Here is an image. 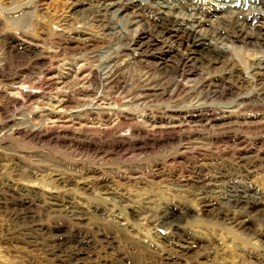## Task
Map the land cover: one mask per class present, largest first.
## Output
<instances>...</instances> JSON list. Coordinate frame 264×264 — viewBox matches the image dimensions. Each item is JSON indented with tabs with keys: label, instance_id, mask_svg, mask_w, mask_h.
<instances>
[{
	"label": "rangeland",
	"instance_id": "374dc122",
	"mask_svg": "<svg viewBox=\"0 0 264 264\" xmlns=\"http://www.w3.org/2000/svg\"><path fill=\"white\" fill-rule=\"evenodd\" d=\"M105 1L75 11V0H0V264H264V220L226 201L234 185L264 203V77L251 73L264 57L259 20L243 23L248 38L214 36L234 31L233 18L197 5V30L230 47L236 65L208 69L160 34L149 3L132 11L119 0L108 11ZM190 13L183 6L179 16ZM143 37L146 50L136 47ZM107 65L115 83L97 77ZM149 80L166 96H144ZM166 128L177 129L173 141L146 136ZM231 169L241 172L231 183L211 181ZM163 210L187 216L177 231L185 243L156 226ZM76 241L89 251L71 261Z\"/></svg>",
	"mask_w": 264,
	"mask_h": 264
},
{
	"label": "bare ground",
	"instance_id": "6f19581e",
	"mask_svg": "<svg viewBox=\"0 0 264 264\" xmlns=\"http://www.w3.org/2000/svg\"><path fill=\"white\" fill-rule=\"evenodd\" d=\"M76 2H74V8L73 10H76L78 7L82 6L83 4H85L84 0H75ZM109 4H107L106 6V10L110 11L112 9H114V5H116V1L119 0H112L114 2L110 3L109 1L111 0H106L105 2H107ZM128 1V8L132 9V11L134 10H140L141 9V5L142 4H146L149 3L152 6V16H154L153 21L156 22V25L160 28V30L162 31L161 33L158 32V34H162L163 32L165 33V35H167L169 38H171L178 46L179 48H183L186 51V55L188 56V60H195V61H199L202 65H204V67L208 68V69H215L217 66H224L225 68H230V69H236V65L235 62H233L232 58L229 56L228 50H231L230 47L226 46V44H222L223 42L220 41V43H216V41L209 37H207V35L201 33L200 31L197 30L198 27L202 26L203 23H205V20H203L201 17V9L202 7L198 8L197 5H199L200 3H203L205 5H209V10L210 12H213L216 14H220L221 12H223V14L225 15H229L231 16L232 19V26L235 29L234 31L231 32H227L225 30H221L218 27L217 33L214 36H218V35H225L227 38L230 39L234 38V39H239L240 37L242 38H248V36H252L250 33L246 32V30L243 29V23H246L248 21H250V24H253L255 22V20H259L260 24L256 25L257 27V37H260L261 41H264V0H127ZM100 3V2H99ZM94 4V3H92ZM96 4V3H95ZM120 5V4H119ZM186 10L191 11V13L185 17H180V13L181 10L183 9V6ZM143 6V5H142ZM182 6V7H181ZM144 7V6H143ZM122 8V7H121ZM148 8V7H147ZM182 8V9H181ZM17 9V8H15ZM79 9V8H78ZM86 9V7H85ZM95 9V8H94ZM84 10V8H83ZM88 10V9H86ZM90 10V8H89ZM11 11V10H9ZM36 11V10H35ZM81 11V9H80ZM144 11V10H143ZM8 12V11H7ZM74 12V11H73ZM102 12V11H101ZM138 12V11H137ZM37 13V12H36ZM96 13V12H95ZM129 13V12H128ZM29 14V13H28ZM27 14V15H28ZM75 14V13H74ZM77 14V13H76ZM131 14V13H130ZM184 14V13H183ZM221 14L222 16H220L221 19L225 18V16ZM37 15V14H36ZM88 15V14H87ZM129 15V14H128ZM142 15V14H141ZM185 15V14H184ZM32 15H29V17L31 18ZM215 16V15H214ZM127 17V15H126ZM148 17V16H147ZM151 17V15H150ZM129 18V17H128ZM219 18V17H217ZM119 19V18H118ZM136 19V17L134 18ZM230 19V18H229ZM36 20V19H35ZM102 20V19H101ZM122 20V19H121ZM152 22V21H151ZM208 22V21H207ZM220 22V19H219ZM226 22V21H225ZM258 22V21H257ZM223 24V23H222ZM225 24V23H224ZM114 25V23H113ZM104 26V25H103ZM253 26V25H252ZM251 26V27H252ZM17 27V26H16ZM98 27V24H97ZM255 27V25H254ZM117 28V27H116ZM158 28V29H159ZM152 29V28H151ZM154 29V27H153ZM254 29V28H253ZM116 30V29H115ZM118 30V29H117ZM18 32V31H17ZM109 33V32H107ZM150 33V32H149ZM125 35V34H124ZM147 35V34H146ZM255 35V34H254ZM81 36V35H80ZM112 36V35H111ZM211 36V35H210ZM150 37V36H149ZM93 38V37H92ZM115 38V37H114ZM126 38V37H124ZM164 38V37H163ZM167 38V37H166ZM219 38V37H218ZM223 38V37H221ZM220 38V39H221ZM100 39V38H99ZM147 39V37H143L141 38V41H139V43L136 45V47H138V49H148L150 47V44L148 42H146L145 40ZM76 42H81L82 44H86L87 40L85 36L80 37V39H76ZM102 40V39H101ZM240 40V39H239ZM243 40V39H241ZM132 41V40H131ZM223 41V40H222ZM69 42V41H68ZM92 42V41H91ZM150 42V41H149ZM173 42V43H174ZM172 43V44H173ZM242 43V42H241ZM76 44V43H75ZM131 44V43H130ZM93 45V44H92ZM126 45V44H125ZM7 46V45H6ZM153 46V45H152ZM24 51H30V49L25 46H22ZM92 47V46H91ZM96 47V46H94ZM259 47V46H258ZM111 48V47H110ZM135 48V47H134ZM124 49V48H122ZM11 50V49H10ZM105 50V49H104ZM6 51V50H5ZM19 51V50H18ZM61 51V50H60ZM78 51H83V50H78ZM122 51V50H121ZM133 51V50H132ZM136 51V50H135ZM148 51V50H147ZM11 52V51H10ZM139 52V51H138ZM177 52V51H176ZM262 52V51H261ZM31 53V52H30ZM109 53V52H108ZM130 53V52H129ZM263 53V52H262ZM94 54V53H93ZM100 54V53H99ZM111 54V52H110ZM135 54V53H133ZM178 54V53H177ZM136 55V54H135ZM181 55V54H180ZM91 56V55H90ZM132 56V55H131ZM179 56V54H178ZM257 56V55H256ZM103 57V56H102ZM100 56V58H102ZM198 57V58H196ZM108 58V57H107ZM79 59V58H78ZM101 60V59H100ZM107 60V59H106ZM138 60V59H137ZM136 60V61H137ZM140 60V59H139ZM181 61V59H179ZM183 60V59H182ZM135 61V60H134ZM111 62V61H110ZM103 63V62H102ZM112 63V62H111ZM141 63V61H140ZM192 63V62H191ZM190 63V64H191ZM114 64V61H113ZM142 64V63H141ZM187 64V63H186ZM106 65V64H105ZM117 65V64H116ZM96 67V66H95ZM195 67V66H194ZM223 67V69H225ZM99 68V67H98ZM101 68V67H100ZM116 68V67H114ZM165 68V66H164ZM196 68V67H195ZM207 69V70H208ZM219 69V68H218ZM110 66H105V68L101 71V73H99L100 75H98L97 77H99L100 80H104L107 84H111L112 82L115 83L114 79L109 75L110 71ZM115 70V69H114ZM165 70V69H164ZM195 71V70H194ZM231 71V70H230ZM98 72V71H97ZM50 73V72H48ZM164 73V72H163ZM171 73V72H170ZM182 73V72H181ZM180 73V75H181ZM188 74L193 75V73H197V72H193V70H191L190 72H187ZM251 73H253L254 75H260L264 77V57H259L256 61V65L255 67H253L251 69ZM113 74V72H112ZM111 74V75H112ZM187 74V75H188ZM4 75V74H3ZM114 75V74H113ZM118 75V74H116ZM179 75V77H180ZM197 75V74H196ZM47 76H49V74H47ZM45 78L44 84L48 85L52 82V78L49 76ZM94 76V75H93ZM167 76V75H166ZM45 77V76H44ZM117 77V76H116ZM114 77V78H116ZM259 77V76H258ZM91 78V77H90ZM162 78V77H160ZM181 78V77H180ZM188 78V77H187ZM6 79V78H5ZM41 79V77H40ZM39 79V80H40ZM167 79V78H166ZM165 79V80H166ZM191 79V78H190ZM96 80V78H95ZM154 80V79H153ZM184 80V79H183ZM204 80V79H203ZM11 81V80H9ZM94 81V80H93ZM145 81V80H144ZM192 81V80H191ZM221 81V80H220ZM150 83V80L148 81ZM261 82V81H260ZM13 83V82H12ZM53 83V82H52ZM101 83V82H100ZM105 83V84H106ZM144 83L147 84L146 88H145V94L144 96H151V95H165V93L160 92V87L158 86V84H155V82L152 83ZM207 83V82H206ZM38 84V82H37ZM54 84V83H53ZM94 84V83H92ZM106 84V85H107ZM160 84V83H159ZM179 84V83H178ZM197 84V83H196ZM219 84V83H217ZM43 85V86H45ZM99 85V84H98ZM102 85V84H101ZM115 85V84H113ZM112 85V87H113ZM176 85V84H175ZM184 85V84H183ZM206 85V84H205ZM49 86V85H48ZM185 86V85H184ZM204 86V84H203ZM208 86V85H206ZM212 86V85H211ZM145 87V86H144ZM188 87V86H187ZM192 87V86H191ZM194 87V86H193ZM202 87V85H201ZM200 87V88H201ZM101 88V87H100ZM103 88V87H102ZM108 88V87H107ZM142 88V87H141ZM162 88V87H161ZM176 89V87H174ZM204 88V87H203ZM228 88V87H227ZM230 88V87H229ZM95 89V88H94ZM180 89V88H179ZM202 89V88H201ZM200 89V91H201ZM216 89V88H215ZM167 90V89H166ZM172 90V89H171ZM221 90V89H220ZM228 90V89H226ZM165 91V90H164ZM183 91V90H182ZM181 91V92H182ZM204 91V90H203ZM206 91V90H205ZM209 91V90H208ZM90 92V91H89ZM95 92V91H94ZM173 92V91H172ZM224 92V91H222ZM231 92V90H230ZM254 92V91H253ZM199 93V92H198ZM258 93V91H257ZM167 94V93H166ZM171 93H169L170 95ZM180 94V93H179ZM223 94V93H222ZM225 94V93H224ZM227 94V93H226ZM142 95V94H141ZM210 95V94H209ZM216 95V94H215ZM218 95V94H217ZM247 95V94H246ZM168 96V95H167ZM224 96V95H223ZM249 96V95H248ZM248 96H242L239 97L237 99V104H238V109H240L241 107H244L245 104L248 102ZM158 97V96H156ZM167 98V97H166ZM174 98V97H173ZM192 98V97H191ZM206 98V97H205ZM216 98V97H214ZM253 98V97H252ZM262 98V97H261ZM93 99V98H92ZM91 99V100H92ZM98 99V98H97ZM146 98H144L145 100ZM154 99V98H153ZM219 99V98H218ZM139 100V99H138ZM208 100V99H207ZM221 100V99H220ZM236 100V99H235ZM96 101V100H95ZM93 103V102H90ZM95 103V102H94ZM93 103V104H94ZM197 103V102H196ZM208 103V102H206ZM257 103V102H256ZM210 104V103H208ZM207 104V105H208ZM98 105V103H97ZM180 105V104H179ZM183 105V104H182ZM189 105V104H188ZM88 106V105H87ZM95 106V105H94ZM177 106V105H176ZM223 106V105H222ZM86 108V107H85ZM172 108V107H171ZM178 108V107H177ZM176 108V109H177ZM187 108V106H186ZM207 108V107H206ZM222 108V107H221ZM229 108V105H227L226 109L227 110ZM255 108V107H254ZM205 109V108H204ZM210 109V108H209ZM246 109V107H245ZM251 109V108H249ZM88 110V109H86ZM109 110V109H108ZM197 110V109H196ZM194 110V111H196ZM202 110V109H201ZM223 110V109H222ZM235 110V109H234ZM95 111V110H94ZM107 111V110H106ZM207 111V110H206ZM256 111V110H255ZM263 111V110H262ZM175 112V111H174ZM217 112V111H216ZM219 112V111H218ZM223 112V111H222ZM248 112V111H247ZM108 113V112H107ZM122 113V112H121ZM160 113V112H159ZM184 113V112H183ZM190 113V112H189ZM236 113V112H235ZM234 113V114H235ZM244 112H242L243 114ZM264 113V112H263ZM210 114V113H209ZM232 114V113H230ZM238 114V113H237ZM245 114V113H244ZM243 114V115H244ZM255 114V113H254ZM95 115V114H94ZM163 115V114H162ZM185 115V113H184ZM241 115V114H240ZM177 116V115H176ZM175 116V117H176ZM217 116V115H215ZM238 116V115H236ZM162 117V116H161ZM178 117V116H177ZM212 117V116H211ZM234 117V116H232ZM158 118V116H157ZM156 118V119H157ZM165 118V117H164ZM174 118V117H173ZM179 118V117H178ZM183 118V117H182ZM193 118V117H192ZM201 118V117H200ZM219 118V117H217ZM170 119V118H169ZM168 119V120H169ZM204 119V118H203ZM160 120V119H159ZM187 120V118H186ZM185 120V122H186ZM162 121V120H161ZM165 121V120H164ZM196 122V121H194ZM243 122V121H241ZM264 122V121H263ZM207 123V121L205 122ZM231 123H235V122H231ZM193 124V123H192ZM240 124V122H239ZM238 124V125H239ZM247 124V123H245ZM262 125V123H260ZM241 125V124H240ZM250 125V124H249ZM256 125V124H255ZM259 127H262V126ZM158 126V124H157ZM191 126V125H190ZM189 126V127H190ZM228 126V125H227ZM233 126V125H232ZM184 127V126H183ZM204 127V126H203ZM249 127V126H248ZM258 127V128H259ZM165 128V127H164ZM176 128V127H175ZM186 128V127H185ZM209 128V127H208ZM257 128V129H258ZM174 129V128H173ZM240 129V128H239ZM246 129V126H245ZM264 129V128H263ZM177 130V129H174ZM174 130L170 129V128H166V129H160V130H156V131H152L149 134H146V136H148V138H151V142L152 144H158L160 142H170L173 141V137L175 136L173 132H175ZM229 130V129H228ZM231 130V129H230ZM244 130V128H243ZM148 131V130H146ZM151 131V130H150ZM247 131V130H246ZM28 132V131H27ZM187 132V131H186ZM194 132V131H193ZM203 132V131H202ZM259 132V131H258ZM30 133L32 135L38 136V134L41 133V129H32L30 131ZM123 133V132H122ZM205 133V132H204ZM126 134V133H125ZM139 134V133H138ZM41 135V134H40ZM124 135V134H123ZM123 135L121 134L119 136L120 139L123 138ZM144 135V133H143ZM237 136V135H236ZM140 137V136H139ZM179 137V136H178ZM197 137V136H196ZM199 138V137H198ZM176 139V137H175ZM193 139V137H192ZM195 139V138H194ZM201 139V138H200ZM227 139V138H226ZM119 140V139H118ZM144 140V139H143ZM198 140V139H197ZM220 140V139H219ZM207 141V140H205ZM217 141V140H216ZM224 141V140H223ZM181 142V141H180ZM220 142V141H219ZM226 142V141H225ZM174 143V142H173ZM191 143V142H189ZM218 143V142H217ZM145 144V143H144ZM150 144V143H149ZM196 144V143H195ZM210 144V143H209ZM212 144V143H211ZM224 144V143H223ZM200 145V144H199ZM208 145V143H207ZM189 146V145H188ZM198 146V145H197ZM203 146V145H201ZM163 147V146H162ZM181 147V145H180ZM199 147V146H198ZM205 147V146H204ZM210 147V146H208ZM201 148V147H200ZM203 148V147H202ZM187 149V148H186ZM185 149V150H186ZM195 149V148H194ZM211 149V148H210ZM183 150V149H182ZM190 150V149H189ZM192 150V149H191ZM203 151V150H202ZM244 151V150H243ZM182 152V151H181ZM205 156V155H203ZM255 156V155H254ZM259 156V155H258ZM239 157V156H238ZM250 157V156H249ZM203 158V157H202ZM223 158V157H222ZM228 158V157H227ZM247 159L248 156L246 157ZM256 158V157H255ZM200 159V158H199ZM229 159V158H228ZM245 159V158H244ZM215 160V159H214ZM260 160V159H258ZM203 161V160H202ZM229 161V160H228ZM247 161V160H246ZM252 161V160H251ZM262 161V160H261ZM212 162V161H211ZM214 162V161H213ZM219 162V161H218ZM253 162V161H252ZM191 163V162H190ZM216 163V162H214ZM241 163V161L239 162V164ZM198 164V163H197ZM228 164V163H227ZM250 164V163H249ZM264 164V163H263ZM254 165V164H253ZM252 165V166H253ZM257 165V164H256ZM192 166V165H191ZM207 166V165H206ZM210 166V165H208ZM215 166V165H214ZM217 166V165H216ZM222 166V163H221ZM220 166V167H221ZM235 166V165H234ZM191 168V167H190ZM195 168V167H194ZM218 168V167H217ZM216 168V169H217ZM255 168V167H254ZM204 169V168H203ZM221 169V168H220ZM228 169V168H227ZM240 169V168H239ZM197 170V169H196ZM210 171V170H209ZM245 171V170H244ZM193 172V171H192ZM203 172V171H202ZM248 172V171H247ZM210 173V172H209ZM204 174V173H203ZM215 177L213 180L216 182L218 180V177H220L221 179L219 180L220 182H229L231 183V179L230 177L232 176H237L240 175L241 172H237L236 169H231L229 170V172H223V171H216L215 170ZM193 176V175H192ZM205 176V175H204ZM212 176V175H211ZM203 178V177H202ZM205 179V178H204ZM223 179V180H222ZM230 179V180H229ZM202 180V179H201ZM206 180V179H205ZM208 180V179H207ZM233 180V179H232ZM199 182V181H198ZM205 182V181H204ZM210 182V181H208ZM228 183V184H229ZM234 184V183H232ZM212 185V184H211ZM213 186V185H212ZM231 197L226 200L230 206V208L235 209L236 212L239 213H245V215L247 213L253 212L254 214V218L257 220H264V203H262L258 198H256L253 194H249V193H245V191H251V190H239L237 189L238 186H234ZM196 187V186H195ZM206 187V186H205ZM208 187V186H207ZM204 188L203 185L199 184V190L202 191L203 194L207 195V193H210L208 191V188ZM211 187V186H210ZM248 188V187H247ZM250 188V187H249ZM199 191V193H200ZM212 192V191H211ZM235 192V193H234ZM252 192V191H251ZM201 193V194H202ZM213 193V192H212ZM200 194V195H201ZM202 194V195H203ZM199 196V194H198ZM230 196V195H229ZM228 196V197H229ZM200 197V196H199ZM204 197V196H201ZM206 197V196H205ZM208 197V196H207ZM22 200V199H21ZM25 202V201H23ZM28 203V202H27ZM16 208V207H15ZM26 209H28L26 207ZM20 210V209H19ZM25 210V208H24ZM30 210V209H29ZM70 211V210H69ZM94 211V210H93ZM97 211V210H96ZM103 211V210H102ZM95 212V211H94ZM16 213V212H15ZM22 213V212H19ZM160 213V212H159ZM99 214V213H98ZM133 214L135 217L139 218L142 214L137 211V210H133ZM241 215V214H240ZM249 215V214H248ZM27 216V215H26ZM25 215L23 216L22 219L27 218ZM33 216V215H32ZM74 216V214H73ZM237 216V214H236ZM18 217V216H17ZM34 217V216H33ZM159 217V216H158ZM79 218V217H78ZM185 218H187V216H185V214L183 212L180 213H172L171 211H166L163 210L161 212L160 218L159 220H157V224L156 226L161 228V229H165V228H172L175 232H176V241L177 242H182L185 243L186 241L180 237L179 235L181 233H179V235H177V231L179 230L180 223L181 221H183ZM32 219V218H31ZM136 219V218H135ZM254 219V220H255ZM76 220V219H75ZM81 220V219H79ZM24 221V220H23ZM22 222V221H21ZM20 222V223H21ZM260 222V221H258ZM26 223H28V221H26ZM32 223V222H30ZM29 226V225H28ZM155 226V227H156ZM34 227V226H33ZM39 227V226H38ZM123 227V226H122ZM32 230V229H30ZM40 233V232H39ZM46 233V232H45ZM264 233V232H263ZM43 235V234H42ZM47 235V234H46ZM45 235V236H46ZM111 237V236H109ZM108 237V238H109ZM106 238V237H105ZM28 239V238H27ZM60 239V238H59ZM64 239V238H63ZM62 240V239H61ZM76 240V239H75ZM105 240V239H104ZM112 240V239H111ZM110 240V241H111ZM65 241V239H64ZM107 241V240H106ZM109 241V240H108ZM77 242V241H76ZM75 242V249L69 251V253L66 255L68 256L69 260L71 261H78L79 260V256L83 253V251L85 250L87 252V250L89 251V249H87V247L90 245L88 243V241H78L77 243ZM85 242V243H83ZM172 242V241H171ZM190 242V241H189ZM36 243V242H35ZM74 243V242H73ZM92 243V242H91ZM53 244V243H52ZM51 244V245H52ZM111 244V243H110ZM58 246H65V243H61L57 242ZM178 245V244H177ZM191 245V243H190ZM187 246V245H186ZM67 247V246H65ZM93 247V246H92ZM109 247V246H108ZM71 248H74L73 246H71ZM89 248V247H88ZM185 248V247H184ZM57 249V248H55ZM60 250V248H59ZM64 250V249H62ZM92 250V249H91ZM68 251V250H67ZM65 252V250H64ZM50 253V251H49ZM61 253V252H60ZM52 254L55 256L56 254H54V252H52ZM65 255V254H63ZM255 255V254H254ZM52 256V257H54ZM66 256V257H67ZM120 256V255H119ZM117 257V256H116ZM83 258V257H82ZM120 258V257H119ZM118 258V259H119ZM122 258V257H121ZM61 260V259H60ZM115 260V259H113ZM120 260V259H119ZM63 261V260H62ZM64 262V261H63ZM66 262V261H65ZM70 262V261H69ZM115 262V261H114ZM122 262V261H121ZM110 263V262H109ZM75 264V263H74ZM121 264V263H120Z\"/></svg>",
	"mask_w": 264,
	"mask_h": 264
}]
</instances>
